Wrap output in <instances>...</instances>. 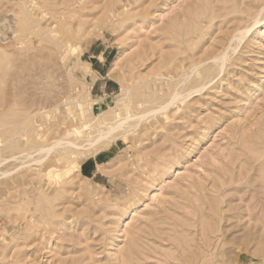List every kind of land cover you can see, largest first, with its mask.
Masks as SVG:
<instances>
[{
	"label": "rangeland",
	"instance_id": "rangeland-1",
	"mask_svg": "<svg viewBox=\"0 0 264 264\" xmlns=\"http://www.w3.org/2000/svg\"><path fill=\"white\" fill-rule=\"evenodd\" d=\"M3 18L0 264H264V0H0ZM124 117L99 151L35 163Z\"/></svg>",
	"mask_w": 264,
	"mask_h": 264
},
{
	"label": "bare ground",
	"instance_id": "bare-ground-1",
	"mask_svg": "<svg viewBox=\"0 0 264 264\" xmlns=\"http://www.w3.org/2000/svg\"><path fill=\"white\" fill-rule=\"evenodd\" d=\"M34 5V4H32ZM30 9V8H29ZM33 9V8H31ZM46 12V11H45ZM257 24V22L255 21L254 25ZM253 25V26H254ZM10 23H9V19L7 18H3L1 19L0 21V40L1 41H8L11 37H14L16 34V32L14 33V29L13 27L10 28ZM252 26V27H253ZM25 27V26H24ZM26 28V27H25ZM22 29V28H21ZM6 30H8L6 32ZM24 30V29H23ZM22 30V31H23ZM42 30V29H41ZM19 31V30H18ZM17 31V32H18ZM37 31V30H36ZM249 31V29L247 30ZM246 31V32H247ZM10 32V33H9ZM245 32V33H246ZM1 43V42H0ZM2 44V43H1ZM4 44V42H3ZM2 44V45H3ZM15 44L18 46L19 45V42H15ZM14 44V45H15ZM6 45V44H5ZM9 45V44H8ZM1 48V47H0ZM4 49V47H3ZM20 51V50H19ZM3 55V54H2ZM6 57V56H4ZM9 57V56H8ZM3 61V60H2ZM4 64H6L4 62ZM3 65V64H2ZM4 66V65H3ZM6 66V65H5ZM177 95V94H176ZM175 95V96H176ZM174 96V98H175ZM178 96V95H177ZM176 96V97H177ZM142 117L138 118V119H141ZM144 118V117H143ZM130 119L131 117H124L123 119H118V120H115L114 122H111L109 124L106 123V125H102L100 128H104L103 129H97V128H93L91 125H89L87 122L85 124H88L86 126H82L81 128H72L70 132H67L66 135H65V138H67L66 140H62L64 139V137L62 139H60V141L56 142V143H53L52 145H50L48 148H39L37 151H38V155H42V157H38L36 160H35V163L36 164H42V162H44V160H46V158L52 154L57 148H59L58 150H64L65 152H67L68 154V151L70 150V152H73V150L71 151V149H74L75 150H79V149H82L84 148V145L83 144H78V141L79 140H85L87 142H89V145L91 146H98L97 148V151H99L102 147H101V144L102 143H106V142H111V140H113V138H116V136L120 135L121 134H125L126 133V128H132L131 127V124H129L130 122ZM94 120V118H93ZM92 120V121H93ZM91 121V120H90ZM88 121V122H90ZM91 121V122H92ZM96 121H99L96 120ZM95 122V121H94ZM92 123L93 125L95 123ZM140 122V121H139ZM98 123V122H96ZM105 123V122H104ZM102 122V124H104ZM91 124V123H90ZM133 124V123H132ZM100 125V124H99ZM126 126V127H125ZM92 129H97L96 130V133L95 131L93 130L95 136H92ZM129 131V130H128ZM130 132V131H129ZM70 136H73V139L69 140ZM69 137V138H68ZM124 138V137H123ZM115 140V139H114ZM62 148V149H61ZM57 152V151H56ZM64 154V152H63ZM65 155V154H64ZM55 156V155H54ZM61 156V155H60ZM50 157V156H49ZM56 157V156H55ZM4 174V173H3ZM6 174V173H5ZM4 174V175H5ZM3 176V175H2Z\"/></svg>",
	"mask_w": 264,
	"mask_h": 264
},
{
	"label": "crops",
	"instance_id": "crops-1",
	"mask_svg": "<svg viewBox=\"0 0 264 264\" xmlns=\"http://www.w3.org/2000/svg\"><path fill=\"white\" fill-rule=\"evenodd\" d=\"M96 167H97V163L95 160L94 162L88 161L80 167V173L85 175L94 174L96 172Z\"/></svg>",
	"mask_w": 264,
	"mask_h": 264
}]
</instances>
